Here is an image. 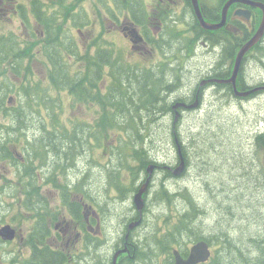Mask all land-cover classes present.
Instances as JSON below:
<instances>
[{
    "label": "flooded vegetation",
    "instance_id": "obj_1",
    "mask_svg": "<svg viewBox=\"0 0 264 264\" xmlns=\"http://www.w3.org/2000/svg\"><path fill=\"white\" fill-rule=\"evenodd\" d=\"M87 1L90 0H0V68L4 63H17L19 68L32 71L31 66H26L31 63L25 49L27 46L32 48L36 45L39 37L38 39L42 40L41 46L50 48L52 52L56 49V58L61 56L64 61L65 56L77 54L86 59V66L79 70L78 75L62 65L64 74L78 78L79 101L85 106L88 104L93 107L95 102L103 99L102 94L111 85L112 77L119 78V83L128 91L130 82L137 85L135 79L130 80L131 75L118 71L122 62L131 64L135 77H141L142 74L158 76L167 92L183 88L181 94L177 93L172 97L167 94V101L161 100L165 108L171 106V110L175 103L193 105L175 107L181 114L183 111L192 112L198 106L197 109L202 111L205 106H210L209 103L213 101L211 96L214 95L242 101L264 94V88H260L245 96H236L232 83L222 82L231 76L239 49L258 29L264 16V0L230 1L224 23L216 29H206L200 25L193 0H177L176 3L175 0H108V4L102 5L105 8L98 6L94 9L93 22L77 18L80 16L82 19V13L92 10ZM226 1L229 0H197V3L205 20L217 23L222 19V9ZM73 26H77L79 33L85 35L84 48L73 43L74 37L69 34ZM15 30L25 37L24 42L20 44L25 45L22 50H18L16 45ZM154 30L156 31L153 32ZM112 36L118 41L128 43L132 52L141 55L138 61H126L116 49ZM6 43L8 45H5ZM71 45L73 50L70 49ZM197 48H203V52L214 59L202 68L194 77V83L190 81L192 85L187 88L182 75L183 63L189 60ZM42 52V47L36 49L31 58H42L45 61L50 59L48 55L43 56ZM103 53L105 59L102 58ZM254 56L258 63L264 64V32L241 60L236 77V87L239 91L264 85V77L252 84L247 83L246 63ZM170 67L173 68L174 74L166 77L165 71ZM53 76L57 79L63 77L60 73L55 75L49 72V79ZM100 76L101 79L107 77V81L103 92L99 88L97 97L93 99L92 91L96 89V79ZM122 79L124 81L121 82ZM79 88L87 90L88 94H83ZM209 93L211 100L205 104V97ZM165 108L162 109L166 110ZM99 118L100 112L94 122L82 121L95 125ZM124 121L125 119L121 118L119 122L124 124ZM84 139L85 142L89 141V135L84 136ZM176 143L174 148L177 149V158L174 163L150 161L156 162V166L152 171L151 183L142 194L141 207L135 203L134 195L143 183V178L147 177V169L139 170L137 177L127 174L119 184L114 185L106 169L102 168L100 157H92L94 163L89 165L90 172L98 170L103 176L107 175L104 185L106 190L109 187L114 188L117 198L123 199L125 196L122 188L129 186L127 201L130 210L125 215L128 217L127 223L120 224L118 221L114 228L108 229L104 228L102 223H106V211L110 210L111 201L109 198H99L96 192L85 188V171L80 177L77 175L73 178L67 171L65 161H61L63 172L55 169L56 163H53L52 157L45 163L37 162L39 169L36 173V183L30 185L34 190L26 194L22 190L21 180V162H24L25 158L16 153L20 159L8 160L15 169V178L11 182L19 185V189L16 187L14 190V195L19 193V208L13 211V203H10L0 210V231L6 225L13 231L11 238H5L0 232V264H176L177 256L181 260L188 259L192 246L198 241L206 243L209 254L206 259L195 264H229L228 248L222 239L215 236L218 240L215 244V239L207 234L184 237L181 231L184 226V211L178 212L177 203L174 202V215H166L167 208L173 206V202H169L170 200L165 199L161 193L165 190L179 198L181 195V191L171 187L166 189L163 186L164 189H159L158 207L166 206L164 210L161 207L156 212V215H163L158 218L159 226L161 220H166L168 235L162 233L159 237H146L138 233L137 238L138 234H132L144 223L145 211H148L146 199L156 173L163 171L168 175V179L179 184L183 181L188 160L181 133ZM179 153L183 156L184 166L175 174L176 167L182 161ZM34 166L36 167V161ZM9 185L7 183L2 188ZM187 218L184 227L190 228L192 224L188 216ZM121 226L124 227L123 235L118 236L117 231Z\"/></svg>",
    "mask_w": 264,
    "mask_h": 264
},
{
    "label": "rangeland",
    "instance_id": "obj_2",
    "mask_svg": "<svg viewBox=\"0 0 264 264\" xmlns=\"http://www.w3.org/2000/svg\"><path fill=\"white\" fill-rule=\"evenodd\" d=\"M174 2L178 1L175 0ZM87 3L91 4L92 10L82 13V19L80 16H77V18L81 21L91 20L93 22L94 9L98 6L102 7L103 4H108V0H90ZM203 19L205 20V17ZM199 23L201 25L200 20ZM14 34L18 50L24 49L25 45L20 46V44L24 42L25 37L16 30ZM69 34L74 37L73 43L79 44L82 48L85 47L86 37L84 34L79 33L77 26H73ZM38 38L36 45L32 48L27 46L25 49L28 60L31 63V65L28 63L26 66L28 68L31 66L32 71H27L23 67L19 68L17 63H4L1 65L0 135L7 133L5 130H2L3 125H6L9 120L6 113L9 112L13 105H17L19 101H22L18 91L21 80L25 78L33 85L48 86L51 84L49 88H46L47 93L52 97L49 102L56 104L57 107L55 106L56 108L54 109L61 116L62 120L81 119L83 121L89 120L94 122V119L98 117L101 110L96 102L93 107L88 104L85 106L73 92L56 87H62L63 84H55L56 86L52 84V81L48 77L49 69L52 68L51 63H49L50 60L45 61L42 58L34 60L31 58L35 50H39L40 47L43 49L42 55H48L46 48L41 46L42 40ZM112 39L116 42L115 47L119 54L126 61H131L132 59H135L136 62L138 61L141 55L132 52L128 43L118 41L113 36ZM5 45L8 44L6 43ZM58 45H61L60 41ZM203 50V48H197L195 53L189 57V60L183 63L182 75L184 76L183 81L187 88L194 83V77L202 68L214 59L213 56L207 55ZM213 53L214 51L211 54ZM57 60L64 67H68L70 72L77 75L80 74L79 70H83L86 66V59L82 55L65 56L64 61L59 56ZM178 64L177 62L176 65ZM246 65L247 83L252 84L260 81V77H264V64L261 65L257 61H250ZM172 69V67L166 69V77L174 74ZM101 76L96 79L99 84L96 83V89L92 91L93 99L97 97L99 88L103 92L104 84L107 81V77L101 79ZM157 78L158 76H155L151 79L157 80ZM130 80H134V78L131 77ZM129 84L130 89L128 93L131 94V91L134 92L137 86L133 82ZM182 92L183 88H179L173 92L166 91V94H171L170 97H172ZM211 97L213 101H210V106H205L202 111L197 109L199 106L192 112L183 111L181 114L179 111L180 115L175 121L174 127V117L171 118V115H169V118L164 117L157 120V123L155 122L150 126V130L147 133L150 134V139H143V147L149 148L148 155L151 158L150 160L158 161L159 163H174L177 158V149L174 148V143L177 144L179 133H181L183 144L187 151L188 167L183 181L181 182V179H179L181 184L168 179L167 174H165V179L168 180L160 181L161 172L156 173L148 196L149 199H146L148 211H145L144 223L140 228L134 230L132 234L137 235L138 233H142L146 237H150L149 235L159 237L162 233L167 234L165 227L166 220H161V225L159 226L158 218H162L163 215L161 213L156 215V212L161 207L164 210L166 206L158 207L159 189H164V187L169 189L171 187L177 191H181V195L180 198L173 195L171 198L173 206L167 208L166 215H174V202L175 204L177 203L178 212L188 210V201L182 195L183 192L187 193L189 197L187 199L191 201L190 209L193 215L190 213L187 216L192 225L190 228H185L184 226L181 228L184 237L186 235L207 234L215 239V244L218 242L215 236L220 239L222 235L226 239L229 237V240L237 248L241 249V252H239L234 246L230 247L227 245L230 257L229 264H254L249 259L242 258L241 255L254 252L252 243L249 242L250 237L252 235H261L264 228V219L262 218L264 215V192L262 190L264 181L261 182L260 178L261 173L264 171V153L256 152L252 144L253 135L264 130V94L245 98L242 101L231 100L221 95ZM211 97L210 93L207 94L204 103L208 104ZM33 119L35 120L34 117ZM25 120H30V118ZM26 122L31 125L33 124L31 121ZM209 127L210 129H208ZM172 128H175V131H172ZM23 131L25 134H29L32 141L34 140V136L40 135L36 127H30L28 130ZM100 133H107L108 137L111 135L109 129ZM192 138L194 139L190 141ZM24 142V139L20 140L19 146H16L13 151L19 150ZM115 142L117 140L112 134L111 139L108 144L105 143V146L114 144ZM75 154L77 156L73 159L72 166L67 168L68 173L74 178L77 175L80 177L82 172L85 171V188L96 192L99 198H109L111 201L109 205L110 210L106 211V223H102L104 228H114L118 224V221L120 224L121 222H123L122 224H126L128 217L126 218L125 215L130 210L127 201L129 186L122 188L125 198L119 199L116 196L114 188L109 187L107 190L104 188L107 175L103 176L101 171L98 170L91 173L89 169L90 163H94L92 160L94 155L100 157L103 165L107 151H104L99 144L93 143L92 139L89 142L86 141L83 146L78 145L75 149ZM15 157L16 159H20L16 154ZM151 163L155 164L156 162ZM71 168L76 169V172H70L69 169ZM14 178L15 169L10 161L0 160V210H3L10 203H13V211H17L19 208V193L14 195V190L16 187L19 189V185L11 182ZM7 183L10 185L2 188ZM195 202L199 204L195 205ZM123 231L124 227H119L117 235L122 236ZM152 243L154 245L155 242L152 240Z\"/></svg>",
    "mask_w": 264,
    "mask_h": 264
},
{
    "label": "trees",
    "instance_id": "obj_3",
    "mask_svg": "<svg viewBox=\"0 0 264 264\" xmlns=\"http://www.w3.org/2000/svg\"><path fill=\"white\" fill-rule=\"evenodd\" d=\"M70 49L73 50L74 47L71 45ZM46 50L52 65L49 72L55 75L60 73L63 76L58 77L59 79L53 76L49 80L52 81L53 85L63 84L62 87L55 86L60 89L71 90L79 98L78 78L70 75L68 77L63 73L61 62L57 60L59 58L54 56L55 48L53 52L50 48ZM102 58L105 59V53L102 54ZM251 61H256V57L254 56ZM118 71L131 75L137 81V89L129 94V91L119 83L120 79L112 77L111 85L102 94L103 99L97 101L101 110L99 111L100 118L95 125L83 123L81 119L62 120L54 109L57 107L56 104L49 102L52 97L47 93L46 88H49L51 84L48 86L33 85L28 79L21 80L18 93H20L22 101H19L17 105H13L6 113L9 120L2 127V130L7 133L0 135V160L11 159L15 161L16 153L25 158L24 162H21V180L24 193L28 194L30 190H34L30 188V185L36 183V173L39 169L37 162L42 164L52 157L53 163H56L55 169L63 172L61 161H65L67 168L71 167L73 159L77 156L75 149L78 145H85L84 136L87 135H89L90 140L93 139V143L99 144L104 151H107L102 166L106 169L112 184H119L127 174L137 177L139 170L145 171L147 169L150 162L148 158L149 148L143 147V139H150V134L147 133L153 123L164 117L169 118V115L174 116L175 111L169 109L171 106L167 105L168 107L165 108V105L161 103V100L167 101L166 90L161 83V78L152 80V76H146L145 74H142L141 77H135L129 62L119 64ZM127 78L129 77L127 76ZM150 81L151 83H149ZM81 91L83 94H88L87 90ZM137 93L138 95H136ZM162 108H165L168 112ZM27 118H30V120H25ZM121 118L125 119L124 124L119 122ZM26 121H31L33 124H28ZM30 127H36L37 131L40 132L39 136L33 137V141L30 139L29 134H25L23 131L28 130ZM108 129L111 131L109 137L107 133H100ZM81 133H83V136H81ZM112 134L117 142L105 146V143L108 144L111 139ZM22 139L25 142L20 146V149L13 151L16 146H19L18 143ZM252 144L256 152L264 153V130L253 135ZM49 154H52V156H49ZM34 161H36V167ZM69 170L70 172H76V169L71 168ZM260 178L261 182L264 181V171L261 173ZM262 190L264 192V185ZM161 194L165 199L170 200L169 202H173L171 200L173 194H169L165 190ZM182 195L186 197L187 207H189L182 217L183 224L186 226L187 215L192 213L190 209L191 201L187 199L189 198L187 193L183 192ZM262 218L264 219V215ZM262 232L259 236L252 235L250 237L249 242L252 243L254 252L241 255L242 258L249 259L254 264H264V228ZM221 239L224 241L225 246H234L237 251L241 252V249L237 248L229 240V237L226 239L222 235Z\"/></svg>",
    "mask_w": 264,
    "mask_h": 264
},
{
    "label": "water",
    "instance_id": "obj_4",
    "mask_svg": "<svg viewBox=\"0 0 264 264\" xmlns=\"http://www.w3.org/2000/svg\"><path fill=\"white\" fill-rule=\"evenodd\" d=\"M230 1L232 0H229V1H226V3L224 4L223 6V9H222V19L221 21L217 22V23H212V22H206L204 19H203V16L201 15L200 13V10H199V5L197 3V0H193L194 2V7H195V10L198 14V17H199V20L201 22V25L202 27L206 28V29H216V28H219L220 26L223 25L224 23V20H225V14H226V10L228 8V4L230 3ZM264 32V16H263V19L258 27V29L256 30V32L253 34V36L247 40L245 42V44H243V46L239 49L237 55H236V58H235V63H234V67L232 69V73H231V76L226 79L225 81H222V82H230L232 83L233 85V88H234V93L235 95L237 96H245L251 92H254V90L256 89H260V88H264V85L262 86H256L252 89H249V90H245V91H239L237 88H236V77H237V73H238V68H239V65L241 63V60L245 54V52L255 43L257 42L260 37L262 36ZM178 105H183L185 107H190V106H193V105H187L185 104L184 102H181V103H175L173 105V108L177 107ZM178 119V113H175L174 115V124H173V127L175 126V121ZM180 152V150H179ZM180 155V158H181V163H179V165L176 167L174 173L177 174L179 173L182 169H183V156L181 153H179ZM156 166V164L154 163H150L147 167V177H146V180L145 182H143L141 184V186L139 187L138 191L135 193L134 195V201L135 203L137 204L138 207H141L142 206V194L143 192L146 191V189L148 188V185L151 183V177H152V171H153V168ZM1 234L5 237V238H11L12 237V234H13V231L9 228L8 225L4 226L2 229H1ZM209 254V251H208V248H207V245L205 242L203 241H198L197 243H195L192 248H191V252H190V255L188 257V259L186 260H181L178 258L177 256V260H176V264H195L196 262L200 261V260H204L207 258Z\"/></svg>",
    "mask_w": 264,
    "mask_h": 264
},
{
    "label": "bare ground",
    "instance_id": "obj_5",
    "mask_svg": "<svg viewBox=\"0 0 264 264\" xmlns=\"http://www.w3.org/2000/svg\"><path fill=\"white\" fill-rule=\"evenodd\" d=\"M141 123V122H140ZM157 123V122H156ZM179 126V125H178ZM208 129H210V127L208 128ZM215 129V128H214ZM172 131H175V128H172ZM177 131V130H176ZM215 131V130H214ZM194 138H192L190 141H192ZM189 141V142H190ZM202 141V140H201ZM210 143V142H209ZM207 144V143H206ZM212 144V143H211ZM192 145V144H191ZM210 147V146H209ZM204 148V147H203ZM202 149V148H201ZM151 150V149H150ZM191 150V149H190ZM190 150H189V152H190ZM211 150H214V149H211ZM194 151V150H193ZM210 151V150H209ZM187 152V151H186ZM198 153V152H197ZM215 153V152H214ZM217 153V152H216ZM195 154V153H194ZM187 155V154H186ZM185 155V156H186ZM193 155V154H192ZM205 156V155H204ZM206 157V156H205ZM210 157V156H209ZM149 158V157H148ZM149 159H151V158H149ZM209 159V158H208ZM194 160V159H193ZM211 160V159H210ZM151 161V160H150ZM199 161V160H198ZM202 161V160H201ZM191 162V161H190ZM195 163V162H194ZM207 163V162H206ZM177 164V163H176ZM197 164V163H196ZM210 164V163H209ZM190 165V164H189ZM164 175H165V173L163 172V171H161V175H160V179L161 180H167V179H165L164 178ZM174 175V174H173ZM176 176V175H175ZM168 177V176H167ZM178 178V177H177ZM179 179V178H178ZM145 180H146V176L143 178V180H142V182H145ZM189 208V207H188Z\"/></svg>",
    "mask_w": 264,
    "mask_h": 264
}]
</instances>
